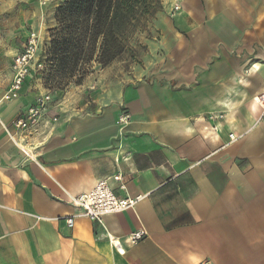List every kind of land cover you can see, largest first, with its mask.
<instances>
[{
	"label": "crops",
	"instance_id": "0c3cea01",
	"mask_svg": "<svg viewBox=\"0 0 264 264\" xmlns=\"http://www.w3.org/2000/svg\"><path fill=\"white\" fill-rule=\"evenodd\" d=\"M13 3L28 11L7 16ZM162 10L154 61L97 69L21 130L12 120L47 90L32 66L7 98L11 63L30 30L41 60L46 22L36 0H0V264H264V0ZM104 178L142 197L102 226L70 198Z\"/></svg>",
	"mask_w": 264,
	"mask_h": 264
},
{
	"label": "trees",
	"instance_id": "16d2710c",
	"mask_svg": "<svg viewBox=\"0 0 264 264\" xmlns=\"http://www.w3.org/2000/svg\"><path fill=\"white\" fill-rule=\"evenodd\" d=\"M161 9L162 0H63L43 46L44 87L63 92L80 85L93 64L101 69L124 55L134 59L136 37Z\"/></svg>",
	"mask_w": 264,
	"mask_h": 264
},
{
	"label": "built area",
	"instance_id": "2783aa9c",
	"mask_svg": "<svg viewBox=\"0 0 264 264\" xmlns=\"http://www.w3.org/2000/svg\"><path fill=\"white\" fill-rule=\"evenodd\" d=\"M49 0H42L45 4ZM178 7H175V9ZM39 37L34 31L30 32L25 40L23 49L14 56L11 63L12 78L7 98L17 97L18 91L22 87L29 70L32 66L39 68L42 66L41 60L37 58L39 50ZM261 101L264 105V94L255 98ZM50 101V93L46 91L42 95L36 97L33 103L27 108L26 112L14 118L11 124L21 130H30L39 122L44 110ZM221 118V115L217 116ZM129 120L128 114H121L119 116L120 122ZM264 124V121H263ZM232 137V135H230ZM112 179L118 183L120 190H125V184L121 174H115ZM142 196L130 197L127 195L118 196L114 193L110 186L109 180L99 179L94 186L87 192L80 193L70 198V203L77 208H80L78 215L85 216L92 222H98L103 226V216L125 211L135 206ZM66 225L72 227L74 223V216L65 218ZM146 235L142 229L135 230L128 234L124 241L134 244L141 240ZM108 240L114 248L120 250V241L108 234ZM199 264H206L200 262Z\"/></svg>",
	"mask_w": 264,
	"mask_h": 264
},
{
	"label": "rangeland",
	"instance_id": "374dc122",
	"mask_svg": "<svg viewBox=\"0 0 264 264\" xmlns=\"http://www.w3.org/2000/svg\"><path fill=\"white\" fill-rule=\"evenodd\" d=\"M62 1L63 0H49L45 4H42V0H36L37 6L43 10V17H44V20L46 22V26L44 29L46 32V37L42 41V46H44L47 43V41L49 40L48 29L52 28L55 25V21L53 18L54 10ZM13 4H15V3H13ZM13 4H12V8L8 9L7 16L8 15L12 16L14 13H21V12L28 11V8L17 9L16 4L15 5H13ZM160 13H163L162 9L160 10V12H158L157 15H160ZM167 16L169 17V14H167ZM5 31H6V29L4 28V32ZM26 31H29V30H26ZM30 32H32V31L30 30ZM158 33H159V31H156L154 29V27H152V25L148 24V27L146 28L145 32L136 37V38H138V43L136 42L134 44L135 53H136L135 58L132 59L129 56L124 55L121 59L113 62V64L120 66L124 72H129V71H133L134 67L139 68L141 66H144L145 64H148L149 62H147V61H154V56H155L154 51H156V49H157L156 48L157 46L155 43V38L158 36ZM16 39H20V37L18 36V37H16ZM151 39H153V43L149 41ZM161 52H162V50H161ZM147 55H151V57H146ZM42 68H43V65L41 67L37 68L36 71H34V77H39L42 80V77H41L42 72H43ZM97 69H99V68L95 67V64H93L92 72L96 71ZM88 76H90V73L87 75V77ZM42 82H43V80H42ZM72 87H74V86L73 85L69 86L63 92L50 90L46 87L45 88L47 91H49L50 98L52 95L55 99H61L63 97L64 93L66 91L70 90ZM88 90H90V89H88Z\"/></svg>",
	"mask_w": 264,
	"mask_h": 264
}]
</instances>
